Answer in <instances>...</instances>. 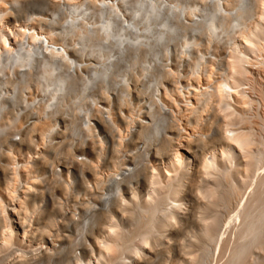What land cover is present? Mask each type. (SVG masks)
Segmentation results:
<instances>
[{
    "label": "bare ground",
    "instance_id": "1",
    "mask_svg": "<svg viewBox=\"0 0 264 264\" xmlns=\"http://www.w3.org/2000/svg\"><path fill=\"white\" fill-rule=\"evenodd\" d=\"M214 262L264 264V0H0V264Z\"/></svg>",
    "mask_w": 264,
    "mask_h": 264
},
{
    "label": "rangeland",
    "instance_id": "2",
    "mask_svg": "<svg viewBox=\"0 0 264 264\" xmlns=\"http://www.w3.org/2000/svg\"><path fill=\"white\" fill-rule=\"evenodd\" d=\"M199 43H200V42H199ZM200 44H201V43H200ZM199 47H200V46H199ZM201 50H203V49L201 48ZM190 73H191V72H190V70L188 69V74L186 73V75H188L189 77H192V75H191ZM189 74H190V75H189ZM192 79H193V78H192ZM195 85H196V86H195ZM194 86H195L197 89H199V86H200V85L198 84V86H197V84H194ZM201 86H202V87L204 86L203 88H205V85L201 84ZM201 86H200V88H202ZM203 88H202V89H203ZM181 105H182V104H181ZM184 110H185V109H182V115H184V116L186 117V116L189 115V112L186 111V110L184 111ZM210 111H211V109L209 110V113H210ZM183 112H184V113H183ZM187 112H188V114L185 115V113H187ZM209 113H206V114H209ZM210 114H212V112H211ZM184 116H182V119L184 120V123H185V122H187V120L184 118ZM184 123H183V126H182V127H183L184 129H187V130H186L187 133H188V132H189V133H190V132L193 133L192 128H190L191 126H190L189 124H184ZM184 125H187V126H184ZM189 133H188V134H185V136H189ZM194 134H196V132H195ZM191 136H192V134L190 133V137H191ZM61 146H63V145H61ZM61 146L59 147L60 149H59V152H57L58 154H57L56 156L59 157V156L61 155L59 158H60V159H63V158H65V155H64V154H65V150L63 151L62 148H63V149H66V145L63 146V147H61ZM62 151H63V152H62ZM59 153H61V154L59 155ZM62 154H63V155H62ZM62 156H64V157H62ZM106 170H107V169H106ZM106 170H105V171H106ZM103 172H104V171H103ZM107 172H108V171H107ZM104 173H106V172H104ZM32 180H33V179L31 178V181H32ZM46 184H47V183H45V189H46L45 191H49V192H50V189H49V188H50V184L47 185V187H46ZM47 189H49V190H47ZM47 194H48V193H47ZM76 197L78 198V199L76 198V199L78 200V202H80V201H79L80 198H81L80 195H79V196L77 195ZM74 200H75V199H74ZM62 202L65 204V206H67V205L69 206V205H70V210H71V208H73L72 205H74V203H73L72 200H70V202L67 201V203H66V201H62ZM68 203H69V204H68ZM68 206H67V207H68ZM230 215H232V213H231ZM41 222H42V223H41ZM41 222H40V223H37L38 226H36V224H35L36 222H35L34 225H33V229H34V230H37V229L41 228L42 226L46 225V223L44 224L45 221H41ZM42 228H43V227H42ZM53 229H54V231H53ZM47 230H48V229H47ZM52 231H53V232H52ZM63 233H64V235H65V234H66V235H69V234H68L69 232L67 233V232H65V231H59V232H56V228H52V230H51V234H53L52 236H53V239H55V240H58V239L60 238L61 235H62V236H61V238H62V237L64 236ZM72 234H73V232H72ZM66 235H65V236H66ZM54 236H55V237H59V238H54ZM187 240H188V237H184V236H183L182 238H179L178 240H177V239H176V240H173L171 243H174V244H176V246H177V245H181V244L185 243ZM180 241H181V242H180ZM177 242H180V243H177ZM182 242H183V243H182ZM215 263H216V262H214L213 264H215Z\"/></svg>",
    "mask_w": 264,
    "mask_h": 264
}]
</instances>
